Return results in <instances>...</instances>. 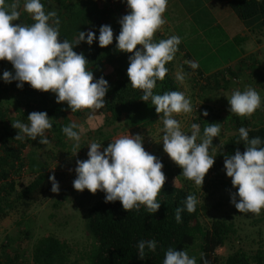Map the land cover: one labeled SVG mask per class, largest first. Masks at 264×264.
Instances as JSON below:
<instances>
[{
  "label": "trees",
  "instance_id": "16d2710c",
  "mask_svg": "<svg viewBox=\"0 0 264 264\" xmlns=\"http://www.w3.org/2000/svg\"><path fill=\"white\" fill-rule=\"evenodd\" d=\"M220 1L227 2L231 12L251 28V33L260 38L264 36V0ZM41 2L45 5L46 11H57L61 21V42L64 39L72 41L78 36L79 31L91 30L96 33L97 39L92 45L83 41L74 47V51L86 56L89 61L88 68L93 71L95 78L99 79L103 76L110 86L104 108L95 114H91L87 110L74 113L76 117L83 116L86 119L95 118L98 120L101 118L103 120L97 128L88 131V136L92 138L91 141L100 143L101 151H103L104 147L114 141V137L119 131L135 128L145 129L161 123L162 120L156 113L155 106L151 105L150 101H143L141 99L143 93L131 87L127 68L130 63L129 56L132 53L118 51L115 38L112 45L105 48L99 46V29L102 25H111L114 37L119 35L121 30L119 20L130 12L126 0H103V2L102 0H41ZM22 5L23 0H21L20 9L21 19L15 23H33L30 16L23 11ZM180 6L179 8H182L181 4ZM174 35L179 36V34ZM169 37L168 32L161 31L156 33L155 40L158 42L160 39ZM233 38L239 40L238 45L247 40V37L242 34H237ZM253 57H247L241 63L236 61V63L213 71L206 72L201 67L193 70L185 63L187 60H193L192 54L181 40L175 59L166 65L169 69L166 78L163 81H157L154 94H163L166 91H183L187 97H191L193 100L199 97L204 106L196 104L194 114L189 121L192 124H199L201 133H203L204 119H216V113H212L214 108L210 104L214 99L215 92L224 88L228 89L232 83L235 84L244 77V79H251L252 76H256V78L264 80V72L260 67L258 68L259 60L256 61L255 56ZM245 63L248 66L245 67ZM177 67L179 71L176 70ZM4 70L12 71L13 74L15 72L11 63L0 61V219H5L12 212L26 211L31 208L44 194L51 191L52 184L49 177L54 173L60 184L62 175L58 171L48 170L49 159L57 157L55 150L51 149L50 154L47 155L46 152L43 156L40 152L43 144L39 143V137L36 140H31L28 137L16 140L15 137L19 130L12 127L13 121L20 120L27 124L30 123L27 116L31 112L46 111L53 122L52 129L46 132L50 144L54 148H58V151H60L59 148L68 149L73 146L72 140H69L62 132V128L72 122L67 114L71 109L68 108L66 102L57 103L54 93L37 91L27 83L24 84L23 89L17 87L18 81L6 83L2 78ZM243 71L247 73H243ZM178 72L186 74L187 85L191 86L187 87V91L184 87L186 83L180 84L175 79ZM205 110L208 112L207 116L203 115ZM257 112L263 114L264 117V106ZM219 119L226 123L222 117ZM229 122H233L237 131L222 144L223 146L218 152V160L212 170L217 183L222 184L229 192H233L231 178L226 175L224 168L225 154L233 155L237 148L241 152L246 150L243 141L237 144L240 139V127L249 130L250 138L260 137L264 141V125L258 122L254 123L252 119L242 120L241 117L234 114L231 115ZM106 126L111 130L103 128ZM76 130L79 131V128ZM261 146H264V143ZM162 163L164 164L163 171L166 176L169 175V179L158 197L161 208L157 213H148L143 206L139 212L135 210L127 212L119 201L106 203L105 193L88 210L86 226L91 240V250L83 262L81 263L75 257L69 258L68 243L49 235L36 245L33 253L35 263L163 264L166 251L173 248L187 251L189 256L196 258L197 264H203L201 259V253H203L209 264H212L213 256L217 254L218 248L237 233L235 224L227 218L213 219L210 225L204 224L201 217L208 213L209 205L201 202L200 191L182 175L176 177L175 187L171 178L172 171L168 170L169 166L164 161ZM26 174L31 177L33 175V178L24 184L20 182V178ZM216 186L218 185L216 184ZM189 194H194L199 200L194 213H188L184 204ZM177 207L185 209L181 213L182 222L179 223L175 219ZM141 240L157 242L154 252L145 248L144 259H140L138 255L137 245ZM10 254L12 261L28 264L22 259L20 249L14 250ZM225 264H264V245L252 253L239 248L227 257Z\"/></svg>",
  "mask_w": 264,
  "mask_h": 264
},
{
  "label": "clouds",
  "instance_id": "9594fccd",
  "mask_svg": "<svg viewBox=\"0 0 264 264\" xmlns=\"http://www.w3.org/2000/svg\"><path fill=\"white\" fill-rule=\"evenodd\" d=\"M130 9L120 20L121 30L114 37L111 25H102L99 29V46L112 45L114 38L120 52L132 53L129 56L127 75L131 87L140 90L141 99L151 102L163 123V150L180 168L182 176L193 181L197 188L203 187L205 177L215 164L214 137H220L221 125L210 123L203 129L199 124L191 125V134L182 130L176 116L193 112L190 98L183 91H166L154 94L157 81H163L169 69L166 65L175 59L179 51L181 38L172 35L167 39L155 40L157 32L163 31L167 23L165 13L168 0H126ZM23 11L34 21L31 24L15 23L21 19V0H0V61H7L15 70H4L2 78L6 83L18 81L17 87L23 89L29 84L41 92H52L57 103H65L72 113L87 110L95 114L105 107L109 82L101 76L96 79L88 68L89 61L83 53L74 51V47L86 41L89 45L97 39L94 31H79L72 41L60 40V18L56 10L46 11L41 0H23ZM138 46H140L138 48ZM193 70L199 68L194 60L185 61ZM183 72H178L175 79L183 84ZM228 97L230 112L241 118H251L261 109V95L252 86L245 90H234ZM204 116L208 115L205 110ZM27 119L30 123L15 120L12 127L19 130L16 140L25 137L49 145L46 132L53 127V122L46 111H33ZM80 129L77 131L76 129ZM63 134L74 141L75 156L80 149L83 128L75 121L62 128ZM237 144L243 141L246 150L239 148L233 155L225 154L224 168L231 178L232 186L238 191L231 193V203L243 214L260 216L264 210V141L260 137H249V130L239 128ZM199 141V142H198ZM221 146L222 142H221ZM101 144L91 142L87 153L88 159L76 161L77 173L73 187L79 192L88 190L92 194L98 191L106 193L105 202H121L127 212H139L141 207L154 214L161 208L159 195L164 189L167 176L164 164L157 156L148 152L143 145V137L124 135L110 142L101 151ZM51 191L60 192L59 181L53 173ZM176 187V179L174 180ZM239 197V200H237ZM199 203L194 194H189L184 202L188 213H194ZM184 208L175 210L176 221L182 222ZM155 240L138 242V255L144 259L145 248L155 251ZM203 264L209 261L201 253ZM163 264H197L195 257L187 251L169 248Z\"/></svg>",
  "mask_w": 264,
  "mask_h": 264
},
{
  "label": "rangeland",
  "instance_id": "374dc122",
  "mask_svg": "<svg viewBox=\"0 0 264 264\" xmlns=\"http://www.w3.org/2000/svg\"><path fill=\"white\" fill-rule=\"evenodd\" d=\"M204 3V0H168L166 18L171 17V10L176 11L175 21L173 22L176 28L175 31L179 34L186 49L191 52L193 60L197 61L200 65L199 67L207 72L214 69H222L225 66L236 63L241 50L246 51L249 45L248 42L238 45L239 40L233 38L237 33L240 34L238 30L243 24L241 21L236 23V21L224 20L221 15L213 14L212 7H207ZM180 4L182 8H179ZM178 69L177 67L176 70L179 71ZM243 73L247 72L243 71ZM244 78L235 84L232 83L228 89L224 88L218 90L217 93L215 92L214 99L210 104L214 108L212 113H216V119H204L203 121L204 127L210 123H219L221 125L220 137H214L213 139L215 147L213 154L216 155L215 163L218 160V152L221 150V142L223 144L229 136L237 131L233 122H229L233 114L229 110L230 104L227 96H230L234 90L243 91L250 85L259 92L262 104L264 103V87H262L264 80L256 78V76H252L251 79ZM184 83H186L184 87L187 91V87L191 86L190 84L187 85L186 79ZM188 98L191 100L193 111L196 104L200 106L203 104L199 97L197 99L194 98V100L191 97ZM257 111L255 116L241 119H252L254 123L258 122L264 125L263 114ZM193 114L194 112L175 117L180 121L182 130L189 135L191 134L190 126L192 125L189 120ZM219 117L225 119L226 123L221 122ZM85 120L87 121L82 126L80 149H77L78 153L75 156L71 153L73 146L68 149L59 148L60 151H58V148H54L52 144H49L47 146L43 145L40 149L43 156H45L46 152L47 155L50 154L51 149L56 152L57 157L52 160L51 158L49 159L48 170L58 171L62 174L59 184L60 192L53 193L49 191L26 211H15L5 219H0V264H21L11 259L10 253L17 249H20V253L23 256L22 259L25 262L36 264L33 258L36 245L39 244L41 239L49 235H53L68 243L69 251H67V254L69 258L75 257L82 263L83 259L89 255L91 240L89 239L86 226L88 210L105 193L98 191L96 194H92L87 189L79 192L74 189L73 181L77 177L75 172L76 161L78 159H88L89 144L92 142V138L88 136V131L90 128L95 129L103 120L101 118H98V120L94 119L98 122L92 126L90 125L93 122L91 119L85 118ZM103 128L111 130L107 126ZM137 134L143 137L145 149L169 166L168 170L173 173L172 182H174L176 177L182 175V168L176 165L164 152L162 141L160 143L156 142L162 139V122L154 127L145 129L135 128L119 131L115 135L114 140L120 136H134ZM82 141L84 145L81 144ZM71 143L74 144V141H71ZM168 176L167 179H169ZM32 178L33 175L31 177V175L26 174L20 178V182L26 184ZM191 184L197 188L193 181H191ZM197 189L200 191L201 202L209 205L208 213L201 217L202 222L210 225L213 219L227 218L234 222L237 229V233L218 248L217 254L213 256L212 264H225L227 257L239 248L252 253L264 245V210H262L260 216H255L251 213H240L231 203L232 192H229L222 184L217 183L212 168L205 177L203 187ZM233 190V192L238 191L236 188ZM260 218L263 219L260 220ZM190 257L193 256L190 255Z\"/></svg>",
  "mask_w": 264,
  "mask_h": 264
},
{
  "label": "crops",
  "instance_id": "0c3cea01",
  "mask_svg": "<svg viewBox=\"0 0 264 264\" xmlns=\"http://www.w3.org/2000/svg\"><path fill=\"white\" fill-rule=\"evenodd\" d=\"M102 2H103V0H102ZM204 2H205L204 3L205 6L212 7V13L213 14L221 15L222 16V19H224V20H230V21H236V23H238L240 21L242 22V20L239 19L235 13L231 12V9H230V7H229V5L227 4L226 1L224 2V1H220V0H204ZM175 12L176 11L173 10L171 12V14H170L171 17L169 16L167 18H166V13L164 14L165 15V18L167 20V23L163 26V30L166 31V32H168L170 36H172L174 34H178L175 31L176 28L173 25V22H174L173 21V18H175ZM250 29L251 28L249 26H247L246 24L243 23L242 26L238 30L240 32V34H242L243 36H246L247 37L246 42H248V45H249V47H248V49L246 51L241 50V54L238 57V61L241 63V61L243 59H245L247 57H253V56H255L256 61L259 60L258 63H257L258 64V68L260 67L262 69V71H263L264 70L263 69V66H264V49H263V47H264V36L263 37L261 36V38L260 37H257V36L255 37V35L253 33H251ZM237 34H239V33H237ZM246 66H248L247 63H245V67ZM67 114H68V117L72 121H75L78 125L83 126L84 123L87 121V120H85V118H83V116L76 117L74 115V113H72L71 111H68ZM94 119L95 118H91V121H93L90 124L91 126L92 125H96V123L98 122V121H95ZM90 130H93V129L90 128Z\"/></svg>",
  "mask_w": 264,
  "mask_h": 264
}]
</instances>
